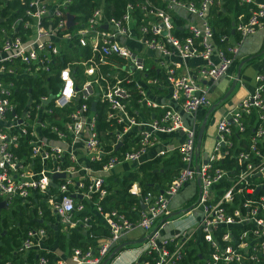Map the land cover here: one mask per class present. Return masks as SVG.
<instances>
[{"label": "built area", "instance_id": "obj_1", "mask_svg": "<svg viewBox=\"0 0 264 264\" xmlns=\"http://www.w3.org/2000/svg\"><path fill=\"white\" fill-rule=\"evenodd\" d=\"M135 2L126 4L117 19L103 18L96 9L76 29L68 30L77 22L67 27L66 0H29L21 16L0 28V201L7 208L17 201L29 208L28 212L35 207V215L31 210L29 214L40 221L42 209L37 201L42 202L61 230L78 225L84 231L95 216L76 217L83 210L79 195L91 202L107 230V236L95 246L72 249L67 261L44 245L42 227L27 226L19 232L15 251L22 257L53 251L51 263L40 255L37 264H101L138 228L143 241L136 244L131 264H183L188 241L194 243L195 264H264V117L255 115L260 123L247 137L246 146L240 143L243 135H236L244 131L241 115H248L250 109L257 113L263 107L261 74L254 76L253 91L218 120L211 148L203 159L194 156L200 123L197 113L209 105L211 86L227 75L243 39L264 26V0H239V4L255 8L245 21L237 17L234 28L240 39L225 49L215 46L208 16L209 9L222 0H163L162 7L147 0ZM174 29L180 31L178 35ZM70 44L77 53L56 69L55 92L39 98L34 118H26L24 111L19 117L5 119L7 112H13L8 99L12 84L1 79L35 77L40 71L49 74V64L64 55V46ZM166 90L169 98L162 101L149 95ZM96 101L105 104L106 120L121 127L111 144L113 153L120 149L117 155L105 152L97 139L94 112L88 111V104ZM47 103L70 109L64 131L40 120ZM184 116L189 118L187 125ZM48 127L63 147L45 142L49 138L43 137L41 130ZM176 132L181 133L175 148L179 168L167 187L156 194L140 195L137 183L130 185L128 192L139 198V209L131 208L136 215L133 222L116 211L102 213L96 202L106 194L103 186L108 172L121 163L141 164L150 149H156L155 157L165 155L168 151L162 148L160 137ZM27 134L30 158H37L42 165L39 171L20 164L9 150L17 136ZM77 143L85 155L81 160L75 154ZM101 158L105 161L100 169L89 166ZM98 171L107 175H93ZM55 173L63 178L50 191ZM194 180H198L197 195L185 212L197 207L199 219L175 236L162 237L161 230L179 219L170 216V200Z\"/></svg>", "mask_w": 264, "mask_h": 264}, {"label": "trees", "instance_id": "obj_2", "mask_svg": "<svg viewBox=\"0 0 264 264\" xmlns=\"http://www.w3.org/2000/svg\"><path fill=\"white\" fill-rule=\"evenodd\" d=\"M29 0H6L0 2V19L6 18L7 21H0V28L5 27L7 22H10L17 16H21L27 7ZM65 11L71 15L76 25L68 30L76 29L87 16L94 10H101L103 18L117 19L122 14L124 7L128 3H134L135 1L145 0H66ZM156 6L162 7L163 0H147ZM181 2H194L198 0H177ZM135 2V3H136ZM239 0H222L218 4H214L208 12L209 22L213 30V41L216 47L225 49V47L237 42L240 39L238 31L235 30V24L237 17L240 16L242 21H245L249 15L250 9H254L252 4H239ZM264 22V19L262 20ZM180 21L176 22V26H179ZM180 31L174 29L176 35ZM224 37V38H222ZM262 49V48H261ZM261 51V50H260ZM259 53V51H258ZM69 55L65 54L56 58L55 62L49 64V74L40 71L38 76H22L19 78L3 77L1 80L6 83L12 84L9 101L13 104V112H7L5 119H10L12 115L21 116V113L27 111L26 118L32 119L36 114L35 106L38 100L42 96H49L50 93L55 92L56 83V69L69 61ZM13 67L19 70L20 66L14 63ZM259 74L264 78V65L259 69ZM76 79L80 81L81 76L76 72ZM260 97L264 102V87L259 92ZM91 109V103L88 104V111ZM94 112V130L98 141L102 144L105 152L110 155H117L120 149L114 152V147L111 144L114 140L115 132L121 129L120 125H116L111 120H106L105 112L106 106L104 103L98 101L95 102L93 107ZM70 109L68 108H56L51 103L45 105V110L40 114L41 121H45L49 126H54L59 131L65 130V124L70 121L68 115ZM264 117V104L263 107L258 109L255 113L254 109H250L249 114H242L240 121L244 126V131L236 135H243L240 143L247 145V137L252 135V131L259 125L260 118L255 115ZM264 128V125H262ZM27 132L28 128L26 127ZM13 132V131H12ZM264 132V129H263ZM41 135L49 139H56L53 132L49 127L41 130ZM232 137H235L233 135ZM29 135L17 136L15 139V145H11L9 150L13 156H15L19 163L22 165H30L34 171H39L42 165L37 158H30V145L28 144ZM264 144V139H261ZM105 158H101L99 162H91L89 166L95 169H100L104 163ZM64 165L69 163L64 162ZM62 165V167L64 166ZM46 166H50V162L46 163ZM179 168V158L176 151H171L169 154L153 157L143 161L137 165L135 170L123 173L122 175H108L104 178L105 184L103 188L106 194L99 198L96 202L102 213H109L116 211L121 213L130 221L136 219V215L131 211V208L139 209V198L128 192L130 185L133 182H137L140 190V195H144L146 192L153 194L163 191L170 181L176 176ZM50 191H54L51 187ZM38 196V195H36ZM92 200L95 197L91 198ZM83 206V210L76 213L77 218L89 215V204L84 199L79 200ZM33 203V200H32ZM37 204L42 209V216L39 222L38 218H32L23 206L19 205L17 211H12L11 216L14 217L13 221H9L10 216L0 217V264L4 261H10L13 264H37V257L43 255L47 258L48 263L55 257L52 252L37 251L27 253L25 257H22L15 251L19 245V232L24 230L27 226L42 227L46 234L44 245L54 249L66 256L71 254L72 249L80 248L85 250L87 247H93L98 240L107 236V231L101 225L98 224V219L94 218L89 220V229L82 230L79 226H75L70 229L61 230V226L57 224L54 216L49 214V211L42 202L37 201ZM26 207V206H25ZM33 215H35V207L31 209ZM18 228H16V225ZM13 225V226H12ZM56 226V229L53 226ZM2 230L5 233L1 235ZM171 245V244H170ZM194 243L188 241L184 248V257L182 259L183 264H195L197 254L194 253Z\"/></svg>", "mask_w": 264, "mask_h": 264}, {"label": "crops", "instance_id": "obj_3", "mask_svg": "<svg viewBox=\"0 0 264 264\" xmlns=\"http://www.w3.org/2000/svg\"><path fill=\"white\" fill-rule=\"evenodd\" d=\"M3 1H6V0H0V2H3ZM257 30H258V32L255 31L254 33L246 36L243 39V41L241 42L242 45L240 44L241 46H239V54H238L237 58L235 59L234 63L229 68L227 75L211 86V89L208 93L209 105L207 107L200 109L197 113V117L199 118L200 123H201L202 118H203L204 114L207 112L208 108L212 104L215 103L214 101H212L210 99V97H212V96L214 97L217 95H220L219 96L220 98L222 97V95L228 89L232 79L235 77L237 64L241 60L248 58V60L241 65L240 71H239V78H238L234 88L232 89V91H233L236 87L237 90L233 93L231 98H228V96H230L232 91L224 100H220V98L218 97L219 100H218V102H216L217 103L216 107L207 115V118L205 121V126L210 121L209 117L211 115L213 116L214 114H215L214 115L215 116V118H214L215 122H214V124L211 125V127L209 129V136H210L209 141L206 143L205 142L203 143L200 141V147H199V151H198L199 155H197L196 157H200L201 159H203L206 152H208V150L211 148L213 138H214L215 126H216V123L218 122V120L221 117H223L224 115H226L231 109H233V107L242 98H244L247 94H249L253 91L254 77H253V80L251 81L250 78H248V76H246L244 74H245L247 69L252 68L253 73L255 75L256 73H258L259 69H261V67L264 65V54H262L264 52L260 51V50H262L261 48L264 46V26L262 28L257 29ZM63 50L65 51L64 55L68 54L69 57H71V55H76V53H77V48L73 44L64 46ZM258 51H259V53H258ZM195 62L196 61H194V63ZM162 91H165V90H162ZM149 95L155 97L157 100H160V101L165 100V98H167V97L169 98V92L167 90H166V92H162V93H157L156 91H151V92H149ZM91 103H93V102H91ZM93 107H94V103H93ZM91 110H93V109H91ZM183 120H184V123H186V125H187L189 122V118L187 116H184ZM200 123H199V125H200ZM205 126H204V128H205ZM1 127H2V123H0V128ZM180 135L181 134L179 132H176V133L169 134L167 136H161L160 137V139H161L160 143H162V145H161L162 148H164L168 151L166 154H169L171 151H176L175 148L180 141ZM201 139H202V137H201ZM45 142L50 144V145H58V146L63 147V143H61L58 140L47 139V141H45ZM155 151H156V149L148 150L144 159H149V158L155 157L154 156ZM75 154H76V157L78 160H81L85 157L84 153L81 150V145L79 143H77V145L75 147ZM134 166H135V164H133V163L118 164V166L116 165L110 172H108L109 173L108 175H121L120 173H123L126 171L130 172V170H132V167H134ZM126 168H128V169L125 170ZM135 168H136V166H135ZM96 170H98V169H96ZM98 172H101V171H98ZM94 173H96V172H94ZM96 176H98V175H96ZM62 178H63V176L62 177L57 176L55 178H51V180H52L51 181V183H52L51 187L54 188L56 185V182ZM135 183H137V182L135 181ZM137 185H138V183H137ZM196 195H197V183L194 180L192 182L185 184L170 200V203H169L170 204V212L173 213V217L182 213L181 216H179V219L176 221L180 225L181 228L191 226L200 217V212H199L198 208H197L198 213L195 214L196 216H193L192 211L189 214H186V212H185L189 207H191V205L194 202L193 201L190 205L189 200L195 199ZM77 200L79 201V200H81V198L79 197V198H77ZM84 201L89 204L88 214L92 215V213H93L95 216L93 218L95 220H97V218H99V217H97V214L94 213L93 205L91 204V202L87 201L86 199H84ZM23 208L26 211H27V209H29L25 206H23ZM0 210L1 211L6 210V211L11 212V213L13 211L12 208H7V207L0 208ZM30 210H29V212H30ZM10 218H12V221H13L14 217H12L10 215ZM97 222L104 229H106L104 227V224H103L101 219H98ZM53 228L56 229V226H53ZM165 229L166 230H164V229L161 230V236L165 237V238L172 237L171 235H173V234H171V233H173V232H170V230H172V226L169 225V227H166ZM140 235H141V231L138 228L129 232L127 234L126 238L124 239V242H130V244H128L123 251H121L117 255H115V257L109 262V264H131L133 258L137 254V250L135 249L137 247L136 246L137 242H134V241L139 240ZM131 245L133 247H129ZM51 247L52 246H50V247L47 246L48 249H50ZM55 254L59 255V256L62 255V257H64L65 259L68 258L66 255L61 254L58 251H56ZM67 261H68V259H67Z\"/></svg>", "mask_w": 264, "mask_h": 264}, {"label": "water", "instance_id": "obj_4", "mask_svg": "<svg viewBox=\"0 0 264 264\" xmlns=\"http://www.w3.org/2000/svg\"><path fill=\"white\" fill-rule=\"evenodd\" d=\"M72 20H73V18H72V16L71 15H69V14H67V16H66V25H67V27H70L71 25H72ZM261 52H264V47L262 48V50H261ZM248 60V58L247 59H244V60H241L238 64H237V69H236V74H235V77L232 79V81H231V83H230V85H229V87H228V89L226 90V92L222 95V97L220 98V100H224L229 94H230V92L232 91V89L234 88V86H235V84H236V82H237V80H238V78H239V71H240V67H241V65L244 63V62H246ZM204 83V82H203ZM50 97V96H49ZM48 97V98H49ZM216 105H217V103H214V104H212L209 108H208V110H207V112L204 114V116H203V118H202V121H201V123H200V125L198 126V130H197V134H196V144H195V152H194V156L196 157L197 155H198V151H199V147H200V141H201V137H202V133H203V129H204V126H205V121H206V118H207V115L216 107ZM91 109H93V103H91ZM180 133V132H179ZM181 134V133H180ZM119 145V144H118ZM117 145V146H118ZM57 176H60V177H62L63 175L62 174H57V173H55V174H53L52 176H51V178H55V177H57ZM196 183H198V180H196ZM49 185L51 186L52 185V183H49ZM72 196H74V195H72ZM77 198H79L80 196L79 195H77L76 196ZM0 208H5V205H4V203L3 202H1L0 201ZM141 208H143V206L141 205ZM170 216H173V213H170ZM169 216V217H170ZM162 220H165V218L164 219H162ZM39 222H40V220H39ZM5 233V230H3L2 231V233H1V235L2 234H4ZM141 241H143V238L142 239H139V240H137V241H134V242H141ZM128 244H130V242H122V243H120V244H118L110 253H109V255L102 261V263L101 264H108L114 257H115V255H117L119 252H121V251H123V249L125 248V246H127Z\"/></svg>", "mask_w": 264, "mask_h": 264}, {"label": "rangeland", "instance_id": "obj_5", "mask_svg": "<svg viewBox=\"0 0 264 264\" xmlns=\"http://www.w3.org/2000/svg\"><path fill=\"white\" fill-rule=\"evenodd\" d=\"M256 32H258V30H256ZM241 45H242V43H241ZM240 45V46H241ZM264 47V46H263ZM262 47V48H263ZM262 54H264V53H262ZM261 54V55H262ZM257 74H259V73H256L255 75H254V73H253V69L252 68H249V69H247L246 70V72H245V74L244 75H246V76H248V78H250V80L252 81L253 80V77L254 76H256ZM254 81V80H253ZM237 89H236V87H235V89L231 92V94H230V96H228V98H231V96L233 95V93L236 91ZM220 95H217V96H212V97H210V99L212 100V101H214L215 103L216 102H218V100H219V97ZM219 97V98H218ZM216 100V101H215ZM213 102V103H214ZM215 115V114H214ZM210 116L209 117V119H210V121L208 122V124L205 126V128H204V130H203V133H202V139H201V142H208L209 141V139H210V136H209V129H210V127H211V125L212 124H214V122H215V120H214V118H215V116ZM212 118V119H211ZM197 121H199V118L197 117ZM126 165V164H125ZM118 166V165H117ZM128 168H126L125 170H127ZM133 170H135V166L134 167H132V170H130V171H133ZM126 172H128V171H126ZM126 172H123V173H126ZM123 173H120L121 175L123 174ZM94 175H99V176H103V177H105L107 174L106 173H101V172H96V173H93ZM118 176H120V175H118ZM194 201V199H191V200H189V204L191 205V203ZM18 202L17 201H13V202H11L9 205H8V208H12V210L13 211H17V209H18ZM169 209H170V204H169ZM192 214H193V216H196L195 214L196 213H198V209H197V207H194L192 210ZM181 214L182 213H180V214H178L177 216H174L173 218H174V220L176 219V218H178L179 216H181ZM11 215V212H8V211H6V210H0V217H7V216H10ZM183 218V217H182ZM169 225H171L172 226V230H170V232H173V233H171V234H173V235H171V236H175L177 233H178V231H180L181 230V227H180V225L177 223V222H174V223H171V224H167L166 225V227H169ZM165 227V228H166ZM164 228V230H166ZM129 247H133L132 245L131 246H129Z\"/></svg>", "mask_w": 264, "mask_h": 264}]
</instances>
